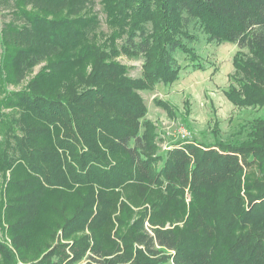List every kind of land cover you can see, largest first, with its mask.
I'll return each instance as SVG.
<instances>
[{
    "label": "trees",
    "instance_id": "16d2710c",
    "mask_svg": "<svg viewBox=\"0 0 264 264\" xmlns=\"http://www.w3.org/2000/svg\"><path fill=\"white\" fill-rule=\"evenodd\" d=\"M100 3L110 52L91 14L96 0H0L10 9L0 26V114L14 110L1 116L11 142L0 166L22 165L10 182L31 191L10 208L23 210L24 223L13 215L7 224L12 233L31 230L34 258L21 260L264 264V0ZM195 31L209 44L237 46L224 95L254 115L235 138L214 130L210 144L180 140L160 152L135 91L170 85L186 68L204 70L190 46ZM118 51L142 59L141 78L106 60ZM45 62L22 90L7 89ZM156 103L169 116L170 104ZM55 237L70 243L50 249ZM18 252L0 239L4 264H16Z\"/></svg>",
    "mask_w": 264,
    "mask_h": 264
},
{
    "label": "rangeland",
    "instance_id": "374dc122",
    "mask_svg": "<svg viewBox=\"0 0 264 264\" xmlns=\"http://www.w3.org/2000/svg\"><path fill=\"white\" fill-rule=\"evenodd\" d=\"M96 1L97 4L93 10H91V14L100 22V32L104 36L102 41L105 42L103 50L105 52H110L108 47L110 30L106 24L107 16L103 13L100 0ZM9 17L10 9L1 5L0 26L3 22H7ZM194 33L197 36V41L190 44V46L194 49L195 55L199 57L200 62L204 66V70L186 68L181 70L178 79L170 85L164 86L159 83L151 91H135L144 100L147 110L146 117L156 125V133L160 140L158 142L160 152L168 150L163 149L164 144L167 143L169 146H172L174 143L180 141L178 139L179 128H185L190 132L191 138L189 141H194L202 145L210 144L213 142L214 130L219 132V137L223 140L235 138L241 126H246L247 122L254 115V112L250 109H238L233 107L224 95L229 83L228 76L233 71L232 57L238 50L237 46L231 42H222L218 45L209 44L205 41V37L201 33L198 31ZM98 44H100V42ZM176 58L183 66L188 63V60L182 53H178ZM106 60L118 64L123 68L124 75L131 80H136L142 76V59L139 57L130 56L118 51L116 55H112ZM46 65L47 63L45 62L33 67L22 83L9 85L7 89L9 91L22 90L32 78L46 67ZM87 70L89 71V68ZM1 98L2 95H0V100ZM158 100H164L170 104L169 116L164 109L156 103ZM13 112V109L8 108L1 110L0 150H5L6 144L11 142L8 135V124L1 116L10 117L13 115ZM15 134L18 135V137L22 136V133L16 130ZM8 153V156L11 158L15 157L12 151L8 150ZM17 164L18 163H14L11 168L0 166V239L6 241L10 245L13 241L17 244L19 252L16 257V264H24L21 257L25 258V261L34 258L32 255H29L33 253L32 250H29L33 245L30 242L31 239L28 237V232L31 230L27 227H17V230L14 229L12 233L11 229H7V224L13 222V215L15 218L19 217L21 219L20 223H24L23 210L16 207L12 214L10 208H12L13 203L15 206L16 203L26 202V196L31 192L30 190H21L23 188L22 185L10 182L13 176L18 177L22 174V165H20L17 170L13 171ZM20 192L22 193L21 195H19ZM128 194L134 195L135 193L129 191ZM64 202H67L66 198ZM52 215L53 213L47 211L44 217L49 219ZM5 218H7V220ZM66 242L70 243V241L58 240L55 237V240L48 244L51 249L53 246H59L58 244H64ZM23 244H25L24 248L22 247ZM27 245H29L28 249L26 248ZM65 251L68 252V249H65ZM0 264H4L1 257ZM78 264H86V261H82Z\"/></svg>",
    "mask_w": 264,
    "mask_h": 264
},
{
    "label": "built area",
    "instance_id": "2783aa9c",
    "mask_svg": "<svg viewBox=\"0 0 264 264\" xmlns=\"http://www.w3.org/2000/svg\"><path fill=\"white\" fill-rule=\"evenodd\" d=\"M191 138L190 132L186 130L185 128H179L178 130V139L179 140H189ZM171 146H169L167 143L163 145V149H169Z\"/></svg>",
    "mask_w": 264,
    "mask_h": 264
}]
</instances>
